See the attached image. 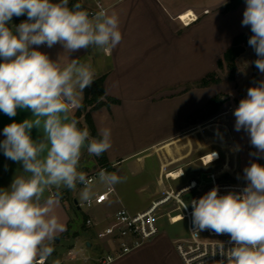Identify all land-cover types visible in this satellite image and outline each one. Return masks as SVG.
<instances>
[{
    "label": "crops",
    "instance_id": "obj_1",
    "mask_svg": "<svg viewBox=\"0 0 264 264\" xmlns=\"http://www.w3.org/2000/svg\"><path fill=\"white\" fill-rule=\"evenodd\" d=\"M101 1L107 13L115 12L119 17L122 40L115 48L100 51L90 47L71 56L59 44L51 49L40 46L39 50L61 64L78 59L91 65L94 80L103 77L104 96L117 102L90 110L89 115L98 136L101 129H111L112 147L104 153L103 163L83 148L78 171L89 175L104 168L126 179L113 187L106 201L82 211L80 226L71 206L81 211L76 203L82 189L74 192L50 187L45 191V198L54 199L59 192L50 215L56 216L64 228L51 243L54 251L45 264H100L97 258L104 244L95 239L94 228L84 226L87 216L102 220L100 227L121 206L130 212L146 209L168 184L178 185L206 171H214L222 180L243 181L241 171L250 163L264 165V158L251 155L256 149L249 135L243 129L235 130L233 115L248 88L264 80V74L252 64L256 54L248 44L241 43L243 50L234 59L233 78L222 73L224 63L222 69L216 65L236 37L249 33L250 27L242 26L245 0H235L229 9L225 7L232 0L223 4L222 0ZM81 6L87 10L92 2L83 0ZM189 14L197 19L182 24L179 16ZM26 19L13 17L11 24ZM210 72L217 74V83L193 85ZM214 96L221 102L215 113L206 116V104ZM82 99L83 93L79 103ZM76 108H71L70 115ZM28 118V110L18 109L15 117L0 112V141L5 138L2 131L6 125ZM78 121L84 125L82 116ZM31 134L33 139L40 135L35 128ZM204 155V159L208 155L218 158L202 166L199 159ZM166 172L177 179L166 181ZM16 175L27 174L20 163L6 158L0 150V189L9 187ZM106 187L101 183L92 192ZM183 233L172 235L158 230L142 245L108 264H182L174 240ZM68 249L72 250V259L66 254Z\"/></svg>",
    "mask_w": 264,
    "mask_h": 264
},
{
    "label": "clouds",
    "instance_id": "obj_2",
    "mask_svg": "<svg viewBox=\"0 0 264 264\" xmlns=\"http://www.w3.org/2000/svg\"><path fill=\"white\" fill-rule=\"evenodd\" d=\"M245 4L242 26L250 27L248 45L257 56L253 63L264 74V0ZM21 16L27 19L11 24L13 17ZM121 40L115 12L101 10L90 16L79 3L70 8L69 0H0V112L9 117L18 109L31 112V118L13 121L2 131L0 150L20 163L27 175H16L9 187L0 189V264H36L38 257L52 254L50 245L64 228L50 215L59 192L54 199L45 198V191L50 187L75 191L80 184L84 186L80 198L91 203L93 181L78 171L82 149L99 157L112 147L110 128L101 129L97 139L70 115L94 82L91 65L75 58L61 64L39 47L59 44L71 56L90 47L108 51ZM233 115L235 130L243 129L256 149L251 155L264 158V80L248 88ZM34 128L40 133L36 139L31 134ZM98 177L109 190L126 179L104 169ZM243 179L239 192L220 195L213 187L190 201L194 235L212 230L230 237L231 247L220 245L223 259L218 264H264V165L250 163L243 169Z\"/></svg>",
    "mask_w": 264,
    "mask_h": 264
},
{
    "label": "built area",
    "instance_id": "obj_3",
    "mask_svg": "<svg viewBox=\"0 0 264 264\" xmlns=\"http://www.w3.org/2000/svg\"><path fill=\"white\" fill-rule=\"evenodd\" d=\"M82 2L83 0H78L80 5ZM91 2L92 6L86 10L90 16H94L101 10L106 11V7L101 0H91ZM179 19L182 24L187 25L196 20L197 16L189 14L185 18L179 16ZM205 156H201L199 159L202 166H207L218 158L216 155L209 160H205ZM101 169L104 168H99L87 177L93 181L98 177ZM177 177L170 172L164 173L166 181L175 180ZM244 186L245 181L222 180L218 178L214 171H206L178 185L168 184L158 198L142 211L130 212L121 206L100 227L102 220H95L90 216L84 219V226L94 228L95 239L104 244L103 251L99 253L97 258L100 264H108L155 236L159 230L157 221L163 216H165L167 223L171 225L181 221L185 223V234L183 233L174 240V248L182 264H218V261L223 259L219 254L220 245L223 243L225 249L231 247L230 237L228 234L218 235L212 230H203L199 232V235H194L192 233L191 216L193 209L190 201L198 200L213 187H218L219 194L224 195L230 191L239 192ZM113 191V188L109 190L106 187L105 190L93 194L91 203L81 201L76 204L79 207L90 208L106 201ZM186 203L188 207L185 209L184 205ZM214 253L216 254L214 255ZM66 254L70 259L73 258L71 249H68ZM36 264H45V259L37 258Z\"/></svg>",
    "mask_w": 264,
    "mask_h": 264
},
{
    "label": "trees",
    "instance_id": "obj_4",
    "mask_svg": "<svg viewBox=\"0 0 264 264\" xmlns=\"http://www.w3.org/2000/svg\"><path fill=\"white\" fill-rule=\"evenodd\" d=\"M78 3V0H69V7L71 8L74 4ZM236 1L232 0L230 3L226 5V9H229L235 5ZM252 35L251 31L247 35H240L234 39L233 45L228 48L223 56L222 59L217 60V68L222 69L223 63L225 67L228 69V73H230L229 78H233L232 71L234 67V59L239 53L242 52L243 48L241 43L248 44V39ZM257 59L255 55L253 58V62ZM252 62L254 69H257L255 64ZM220 79L218 78L215 72H210L194 83V86L203 87L207 86L212 83H217ZM103 77L96 78L93 84L86 88L83 92V99L80 102V107H77L74 111L73 116L78 120L81 116L84 122V125L78 121V127H87L90 131V135L94 138L99 139L100 137L97 135L90 119L89 111L93 110L101 105H107L109 103H116L117 100L111 97H105L104 91L102 87ZM103 97V99H102ZM220 98L218 96L212 97L206 104L205 115L209 116L216 112L218 105L220 104ZM97 157V156H96ZM99 163L104 162V153L97 157Z\"/></svg>",
    "mask_w": 264,
    "mask_h": 264
},
{
    "label": "rangeland",
    "instance_id": "obj_5",
    "mask_svg": "<svg viewBox=\"0 0 264 264\" xmlns=\"http://www.w3.org/2000/svg\"><path fill=\"white\" fill-rule=\"evenodd\" d=\"M22 19H24V18H19V21H22ZM206 64H207V62H206ZM222 73H226L228 77L230 75V73H228V70L226 68L222 70ZM210 147H215L216 148L217 146H210ZM241 175H242V178H243V171H241ZM243 181H244V179H243ZM100 184H101V182L99 181V177H96L93 180L92 188L94 186H97V185H100ZM83 187L84 186L77 185L76 190L82 189ZM78 201H80V202L83 201L80 198V194L78 195ZM71 208H72V211L76 213V225L78 224L80 226V224L83 222V213H82V211H86V210H88L90 208H86L85 206H83V207H81V211L76 209V208H73L72 206H71ZM157 226H158L159 230L167 231V232H169L172 235H177V234L179 235L181 233V231H183V230H184V234H185V223H183V221L171 225V224L167 223L165 216H163L162 218H160L157 221Z\"/></svg>",
    "mask_w": 264,
    "mask_h": 264
},
{
    "label": "bare ground",
    "instance_id": "obj_6",
    "mask_svg": "<svg viewBox=\"0 0 264 264\" xmlns=\"http://www.w3.org/2000/svg\"><path fill=\"white\" fill-rule=\"evenodd\" d=\"M185 18V16H184ZM213 155H208L207 158H205V160H209Z\"/></svg>",
    "mask_w": 264,
    "mask_h": 264
}]
</instances>
